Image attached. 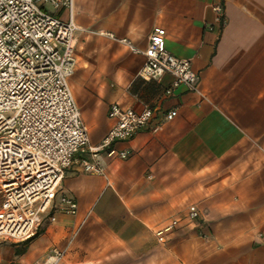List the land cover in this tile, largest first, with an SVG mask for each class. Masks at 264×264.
Returning a JSON list of instances; mask_svg holds the SVG:
<instances>
[{
    "label": "crops",
    "instance_id": "0c3cea01",
    "mask_svg": "<svg viewBox=\"0 0 264 264\" xmlns=\"http://www.w3.org/2000/svg\"><path fill=\"white\" fill-rule=\"evenodd\" d=\"M71 18L68 85L89 145L111 129L113 104L149 106L153 117L112 144L126 159L101 155L102 174L74 162L57 197L72 198L77 214L54 212L24 252L0 247V264H44L53 251L63 253L57 264H264V0H73ZM154 28L190 62L198 92L166 96L170 76L138 78L145 58L123 42L145 51ZM191 209L198 217L187 220Z\"/></svg>",
    "mask_w": 264,
    "mask_h": 264
},
{
    "label": "built area",
    "instance_id": "2783aa9c",
    "mask_svg": "<svg viewBox=\"0 0 264 264\" xmlns=\"http://www.w3.org/2000/svg\"><path fill=\"white\" fill-rule=\"evenodd\" d=\"M44 6L68 11L69 20L62 21ZM72 8L73 0H0V238L13 242L37 236L44 220L55 222L54 212L76 215L72 198L57 197L65 172L77 162L85 174H102L101 155L126 159L129 153L115 152L112 144L130 140L153 117L149 106L136 111L113 104L108 112L111 129L99 145H89L68 85L77 31ZM212 10L223 26L222 5ZM165 35L163 28H154L145 51L123 42L145 58L138 78L148 82L170 76L166 96L180 87L198 92L197 74L188 60L166 50ZM175 115L171 111L166 119ZM197 217L193 209L186 215L187 220ZM177 225L172 220L157 233L158 240ZM62 256L53 251L44 264H57Z\"/></svg>",
    "mask_w": 264,
    "mask_h": 264
},
{
    "label": "rangeland",
    "instance_id": "374dc122",
    "mask_svg": "<svg viewBox=\"0 0 264 264\" xmlns=\"http://www.w3.org/2000/svg\"><path fill=\"white\" fill-rule=\"evenodd\" d=\"M4 246L15 248L14 250L17 252L22 250L24 244L22 242H13L11 240L0 238V247Z\"/></svg>",
    "mask_w": 264,
    "mask_h": 264
},
{
    "label": "trees",
    "instance_id": "16d2710c",
    "mask_svg": "<svg viewBox=\"0 0 264 264\" xmlns=\"http://www.w3.org/2000/svg\"><path fill=\"white\" fill-rule=\"evenodd\" d=\"M35 237H36V236H35ZM35 237H32V238H30V239H28V240L22 242V243L24 244V247L22 248V250H21L20 252H24V251L27 249V246H28L29 242H30L32 239H34ZM18 252H19V251H18Z\"/></svg>",
    "mask_w": 264,
    "mask_h": 264
}]
</instances>
